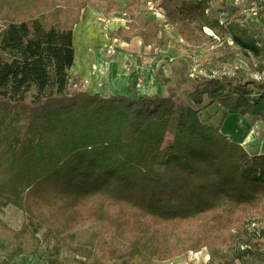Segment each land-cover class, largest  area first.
Returning a JSON list of instances; mask_svg holds the SVG:
<instances>
[{"label":"trees","instance_id":"16d2710c","mask_svg":"<svg viewBox=\"0 0 264 264\" xmlns=\"http://www.w3.org/2000/svg\"><path fill=\"white\" fill-rule=\"evenodd\" d=\"M154 1L183 45L210 28L224 60L243 54L249 71L192 75L182 54L169 75L165 62L153 69L165 94L143 93L140 70L131 96L90 94L71 71L73 32L94 0H0V216L12 206L26 218L13 229L0 217V264L44 246L46 264L67 254L161 264L203 250L205 264H264V229L251 228L264 223V154L222 132L232 115L264 123V79L251 75L264 72L263 5L254 19L223 22L211 0ZM142 4L109 38L166 50L158 23H135ZM212 106L217 125L200 116Z\"/></svg>","mask_w":264,"mask_h":264},{"label":"rangeland","instance_id":"374dc122","mask_svg":"<svg viewBox=\"0 0 264 264\" xmlns=\"http://www.w3.org/2000/svg\"><path fill=\"white\" fill-rule=\"evenodd\" d=\"M106 1V2H105ZM115 0H103V2L98 4V9L99 12L101 14H103L104 18L99 17V19L101 20V22L104 24H107L108 22H111L113 19H120V20H126L128 21L129 19V13L127 11L123 10V4L119 5L116 4L114 2ZM133 0H127L126 1V5H128L129 3L131 4ZM252 1L253 0H218L215 1L214 3V8L213 6H211V9L213 11L216 12V14L219 16H221V19L223 22H231V21H243L245 22L248 19L249 16V9L251 8L252 5ZM262 3L263 5V11H264V0H258ZM257 1V2H258ZM108 4L114 5L110 8H108ZM261 7V6H260ZM259 7V8H260ZM261 11V8H260ZM140 12L141 15L143 16L142 20L144 21L145 18L147 17H151L148 16L151 12L148 9V6H144L142 5L140 7ZM124 13L127 14V16H124ZM141 17V16H140ZM153 18V17H152ZM125 24V21H124ZM122 24V25H124ZM162 24V22H161ZM128 25V24H126ZM120 26V25H118ZM111 29V28H109ZM108 29V30H109ZM210 29V28H208ZM211 31H208V34L205 32V35L203 37V39L201 40L200 43H198L195 47H191L188 45H183L181 42V38L177 32L176 29H173L169 26V28H165L163 26L160 25V35L164 38L167 39L169 41V46L167 47L166 50H158L156 48H154V46L148 50V53L150 54L149 56L152 57L151 61H146V62H139L137 63V61L134 59L133 60V64L131 66H129V69L125 72L126 74H131L132 72H134V70H136L138 67L141 68L142 72H141V77L143 80V85L140 86V89L143 93H149V94H165L166 91L165 89L159 85V83L157 82H153L150 78V76L152 75V70L154 69V67L157 66L156 63L158 62H165V66H164V70L166 72L167 75H169L171 73V61L173 58H176L182 54H188L190 55L194 61H195V65L191 68V74L192 75H196V74H214V75H219L222 72H226V73H233L235 71L236 67H242L244 69H246L247 71H249V67L247 65V63L245 62V56L243 54H238V57L236 59H234L233 61H226L223 58V54L221 51H219V48H217V46L219 47V37L217 38V36L215 35V31H213L212 29H210ZM264 36V29H263V34ZM81 44H83V41H81ZM221 44V43H220ZM114 45V44H112ZM116 45H120L119 43L115 44L114 48H104L101 45L98 46H94V48H102L104 49V51L107 54V59H105V64L103 66V77L101 78L99 81L101 82H105V77H108L109 72H111V64H112V60L113 58H117L118 56H121L118 52L120 51V49L118 48L119 46ZM122 47V46H121ZM124 47V46H123ZM114 51V52H113ZM147 53V54H148ZM211 55V56H215V57H219L217 63L215 64V66H211L209 63V60H207L206 62H199L198 64H196V60L198 58H203ZM121 74H123L124 72L120 69L119 71ZM71 75L72 78L73 77H78L80 78L76 71L75 68L72 69L71 71ZM251 75L254 78L257 79H264V72L263 73H258V72H253L251 73ZM82 79V78H80ZM83 81V79H82ZM83 89L85 90L86 86H85V82ZM151 83V85H150ZM161 86V87H160ZM183 102H186L185 99L182 100ZM201 119L202 120H208L209 122H211L214 125L219 124V121L221 119V115L217 114V108L216 106H212L209 107L208 109H205L201 112L200 114ZM250 117V116H249ZM248 118V117H247ZM248 121L250 122V124L254 127L255 132L254 135L251 137L250 141L251 142H258L259 140L264 138V123L257 117H250L248 118ZM226 123V121H225ZM225 123L223 124L222 127V132H224V128H225ZM242 132H239L238 135L239 137H234L228 134V136L232 139L238 140L241 142V139L243 137ZM172 140V136L168 135L167 137V141L166 144L170 143ZM2 218V220L8 224L10 227H12L13 229H19L21 228V226L23 225V223L26 221V218L24 216V214L19 211L18 209H16L15 207H8L5 210V213L3 215L0 216ZM257 227L259 229V227L264 229V223L261 224H254L252 225L251 228ZM43 230L38 231V237L42 238L43 237ZM204 253H208L207 251H202ZM202 256L203 253H198V254H187L185 257H183L182 260H186L187 264H204L202 262ZM32 257V256H31ZM28 258L27 261L30 262L29 264H46V252H45V246L39 251L38 255L32 258ZM180 258L174 259L170 262H162L161 264H181L180 260L179 262L176 261ZM64 260H65V264H79L76 260L74 255H65L64 256ZM1 264H9L7 262H3ZM185 264V263H183Z\"/></svg>","mask_w":264,"mask_h":264},{"label":"crops","instance_id":"0c3cea01","mask_svg":"<svg viewBox=\"0 0 264 264\" xmlns=\"http://www.w3.org/2000/svg\"><path fill=\"white\" fill-rule=\"evenodd\" d=\"M126 1L127 0H115L114 2L116 4L119 5H124L123 10L124 11H128L129 13V8L130 5L133 3V1L131 2V4L129 3L128 5H126ZM154 2V4L156 5L157 9L158 8V3L154 0H152ZM215 1L218 0H211V6H213L215 3ZM254 1V0H253ZM252 1V2H253ZM94 6L93 7H87L83 13H82V17H81V21L79 22V24L76 25L74 32H73V45H74V49H75V61H74V66L73 68H75V71L77 73V75L83 79V82H85V90L87 92H89L90 94H99L103 97H109L111 95H125V96H131L132 95V91H131V77L133 75V73L136 70H140V72H142L141 68H137L136 70H134V72H132L131 74H126L125 72L129 69V66H131L133 64V60L135 59L137 61V63H141V62H146V61H151L152 57H150L148 50L151 49L153 46L154 48L155 45H151V46H145L143 44V41L141 39V37L137 36L135 38H133L130 42H124L120 39H111L109 38V33H115L118 29L120 28H124V29H128V25L127 22H125L124 25H120L115 27L114 29H107L105 32V35H99V33H101V30L104 29V25L101 22V20L99 19V17L104 18L103 14H101L99 12L98 9V4L103 2V0H94ZM106 2V1H105ZM142 5L147 7V1H143L142 0ZM141 5V6H142ZM114 5L108 4V8L112 7ZM140 6V7H141ZM214 8V6H213ZM162 10V9H161ZM163 11V10H162ZM141 16V17H140ZM148 16L151 17H147L145 18V20L143 21L142 18L143 16L141 15L140 10L136 13L135 15V23L139 26V27H144L147 23L150 22H156L159 25H161V18L157 17L156 15H154L153 12H151ZM153 17V18H152ZM125 21V20H124ZM99 35V36H98ZM102 36H105L106 40H104V38ZM103 40V41H102ZM81 41H83V44H81ZM119 43L120 45H116L119 46L118 48L120 49V51L118 52L121 56H118L117 58H113L112 60V64H111V72H109L108 77H105V82H101V81H93L92 79V74H91V70L89 67V64L87 62V60L84 58L85 55L87 54H94L98 60V64L99 66H101L102 71H103V66L105 64V59H107V54L104 51V48H114L115 44ZM102 44V48H94V46H98ZM114 44V45H112ZM122 46V47H121ZM124 46V47H123ZM158 49V48H156ZM159 50V49H158ZM114 52V51H113ZM148 53V54H147ZM80 55L83 59V69H80L78 67V65L76 64V57ZM105 58V59H104ZM125 63L128 64V67H125ZM160 62L156 63L157 66L159 65ZM156 66V67H157ZM154 67V68H156ZM120 69L124 72L123 74H121L119 71ZM153 73V70H152ZM101 78H104L102 73L100 74ZM151 80L153 81L154 78L151 75L150 76ZM143 82V80H142ZM153 82H156L155 80ZM158 83V82H157ZM107 84L108 88H103V86ZM143 83L140 85L142 86ZM151 85V83H150ZM160 85V84H159ZM161 87V86H160ZM149 94V93H148ZM234 116V115H232ZM231 116H229L225 121V127L227 125V122L229 120ZM246 118H250L249 116H245ZM247 118V119H248ZM248 121V120H247ZM250 123V122H249ZM227 136L228 134L225 133ZM232 139V138H231ZM234 142H237L241 145H243L245 147V149L251 154V155H259V154H264V152H257V153H251L247 148H246V144L243 142H240L238 140L232 139ZM257 142L253 143V146L255 147V150H258L259 147L258 145H256ZM204 251V250H203ZM207 251V250H205ZM203 253L202 256V262L205 264L208 259H209V255L208 253H204V252H200ZM198 254V253H197ZM31 256L28 257H24V256H20L17 257L13 260V262L11 264H29L30 262L27 261L28 258H30ZM32 258V257H31ZM183 258H180L176 261L183 264H187L186 260H182Z\"/></svg>","mask_w":264,"mask_h":264},{"label":"bare ground","instance_id":"6f19581e","mask_svg":"<svg viewBox=\"0 0 264 264\" xmlns=\"http://www.w3.org/2000/svg\"><path fill=\"white\" fill-rule=\"evenodd\" d=\"M124 24L123 20L120 19H113L111 22H108L107 24L104 25V29L101 30V33L99 35H105V32L108 28L114 29L118 25ZM98 35V36H99ZM105 41L106 38L105 36H102ZM103 41V40H102ZM84 58L87 60L91 74H92V79L93 81H99L101 79L100 74L103 73L101 66L98 64V60L94 54H87L84 56ZM76 64L80 69H83V59L80 55L76 57ZM125 67H128V64L125 63ZM103 88H108L107 84L103 86ZM248 119L243 116V115H234L231 116L227 122L226 127L224 128V132L234 136V137H239L238 133L242 132L243 137L240 138L241 142L246 144V148L251 152V153H257V152H264V138L259 140L256 145H258L259 149L255 150V145L253 146L254 142H251L250 139L254 135L255 129L254 127L247 121ZM202 254V253H201Z\"/></svg>","mask_w":264,"mask_h":264},{"label":"built area","instance_id":"2783aa9c","mask_svg":"<svg viewBox=\"0 0 264 264\" xmlns=\"http://www.w3.org/2000/svg\"><path fill=\"white\" fill-rule=\"evenodd\" d=\"M145 2L147 1V6L150 12H153L154 15H156L157 17H160L162 20V24L161 26L165 27V28H169V24L164 16V12L161 9H157L156 5L154 4V2L152 0H144ZM258 0H254L252 2L251 8L249 9V17L254 19L256 18L259 13H260V6L262 5L260 1ZM260 7V8H259ZM124 16H127L126 13H124ZM125 22H127L125 20ZM204 31L208 34V31H211L210 29H208L207 27L204 28ZM140 87V85H139ZM191 254V253H189ZM170 262V261H169Z\"/></svg>","mask_w":264,"mask_h":264}]
</instances>
